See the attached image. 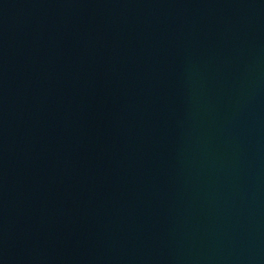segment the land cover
Wrapping results in <instances>:
<instances>
[{"label": "water", "instance_id": "95a60500", "mask_svg": "<svg viewBox=\"0 0 264 264\" xmlns=\"http://www.w3.org/2000/svg\"><path fill=\"white\" fill-rule=\"evenodd\" d=\"M0 264H264V0H0Z\"/></svg>", "mask_w": 264, "mask_h": 264}]
</instances>
